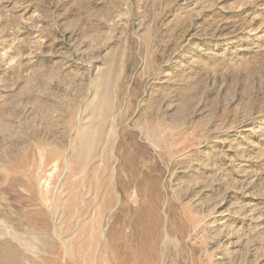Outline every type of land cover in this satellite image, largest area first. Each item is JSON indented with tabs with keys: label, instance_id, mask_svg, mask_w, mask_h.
Wrapping results in <instances>:
<instances>
[{
	"label": "rangeland",
	"instance_id": "rangeland-1",
	"mask_svg": "<svg viewBox=\"0 0 264 264\" xmlns=\"http://www.w3.org/2000/svg\"><path fill=\"white\" fill-rule=\"evenodd\" d=\"M264 264V0H0V264Z\"/></svg>",
	"mask_w": 264,
	"mask_h": 264
},
{
	"label": "bare ground",
	"instance_id": "bare-ground-1",
	"mask_svg": "<svg viewBox=\"0 0 264 264\" xmlns=\"http://www.w3.org/2000/svg\"><path fill=\"white\" fill-rule=\"evenodd\" d=\"M1 264H2V260H1Z\"/></svg>",
	"mask_w": 264,
	"mask_h": 264
}]
</instances>
